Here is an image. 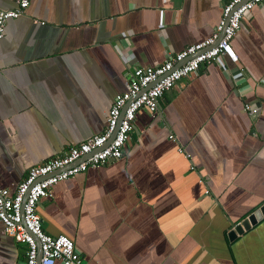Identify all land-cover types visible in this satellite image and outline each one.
I'll list each match as a JSON object with an SVG mask.
<instances>
[{
  "label": "crops",
  "instance_id": "1",
  "mask_svg": "<svg viewBox=\"0 0 264 264\" xmlns=\"http://www.w3.org/2000/svg\"><path fill=\"white\" fill-rule=\"evenodd\" d=\"M223 3L29 0L0 38V185L11 195L30 166L100 133L133 68L205 39ZM231 46L237 61L201 63L155 112L136 111L120 158L51 185L35 206L44 232L67 236L83 264H264V218L227 237L264 201L258 5ZM24 255L0 222V264Z\"/></svg>",
  "mask_w": 264,
  "mask_h": 264
},
{
  "label": "built area",
  "instance_id": "2",
  "mask_svg": "<svg viewBox=\"0 0 264 264\" xmlns=\"http://www.w3.org/2000/svg\"><path fill=\"white\" fill-rule=\"evenodd\" d=\"M13 2V8L0 9V38L6 20L19 16L29 0ZM254 5H258L264 15V0H224L220 19L205 39L186 45L160 64L133 68L125 90L113 97L100 133L69 147L60 156L30 166L11 195L0 185V222L7 235L25 246L22 264H36L37 246L40 251L37 264H83L67 236H51L44 232L35 211L38 200L48 195L54 183L88 167L120 158L136 111L144 107L155 112L163 93L181 78L196 72L201 63L219 62L223 57L235 62L237 56L231 40L240 28L242 17ZM244 108L250 114L256 113L249 105Z\"/></svg>",
  "mask_w": 264,
  "mask_h": 264
},
{
  "label": "water",
  "instance_id": "3",
  "mask_svg": "<svg viewBox=\"0 0 264 264\" xmlns=\"http://www.w3.org/2000/svg\"><path fill=\"white\" fill-rule=\"evenodd\" d=\"M219 37H221V34L219 35ZM120 117L121 115L119 116L118 120L120 119ZM113 133L110 135L108 140L112 138ZM262 218H264V201L260 205L252 209L241 221L232 225V227L227 232L228 239L229 240L233 239L234 237H236V235L241 234L243 231L249 229V227L255 225ZM39 257H40V251L37 246L36 264L38 263Z\"/></svg>",
  "mask_w": 264,
  "mask_h": 264
},
{
  "label": "clouds",
  "instance_id": "4",
  "mask_svg": "<svg viewBox=\"0 0 264 264\" xmlns=\"http://www.w3.org/2000/svg\"><path fill=\"white\" fill-rule=\"evenodd\" d=\"M237 61V60H236Z\"/></svg>",
  "mask_w": 264,
  "mask_h": 264
}]
</instances>
